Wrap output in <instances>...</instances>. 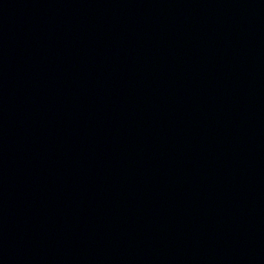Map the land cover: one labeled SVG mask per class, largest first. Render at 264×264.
<instances>
[{
  "label": "water",
  "instance_id": "95a60500",
  "mask_svg": "<svg viewBox=\"0 0 264 264\" xmlns=\"http://www.w3.org/2000/svg\"><path fill=\"white\" fill-rule=\"evenodd\" d=\"M0 264H264V0H0Z\"/></svg>",
  "mask_w": 264,
  "mask_h": 264
}]
</instances>
